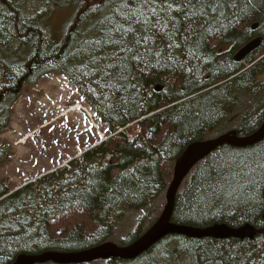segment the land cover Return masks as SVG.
Here are the masks:
<instances>
[{
    "label": "trees",
    "instance_id": "16d2710c",
    "mask_svg": "<svg viewBox=\"0 0 264 264\" xmlns=\"http://www.w3.org/2000/svg\"><path fill=\"white\" fill-rule=\"evenodd\" d=\"M68 11L55 33L52 19ZM255 38L259 47L237 62ZM263 71L264 0H0V133L23 88L59 74L111 134L77 167L70 162L74 172L58 169L11 194L0 182V264L106 243L112 220L146 209L189 147L209 140L245 100L233 130L255 134L264 123ZM9 151L0 146V166ZM171 222L264 230V139L224 144L198 164ZM141 235L138 228L121 245ZM103 264H264V235H171L133 261Z\"/></svg>",
    "mask_w": 264,
    "mask_h": 264
},
{
    "label": "rangeland",
    "instance_id": "374dc122",
    "mask_svg": "<svg viewBox=\"0 0 264 264\" xmlns=\"http://www.w3.org/2000/svg\"><path fill=\"white\" fill-rule=\"evenodd\" d=\"M69 16L70 11L52 19L55 33H59L58 29L61 30ZM258 80L264 82V71ZM250 105L251 102L245 100L231 119L214 131L210 139H216L238 127L241 116ZM76 106L80 108L75 109ZM110 135L93 108L86 104L64 76H44L36 86L23 88L13 108L10 126L0 133V146L8 144L11 147L8 159L0 166V182L6 185L11 194L57 169L74 172L76 168L72 169L70 164L77 167L76 161L84 152L99 145L102 138ZM189 179H184L179 195ZM168 185L169 182L166 189ZM165 192L146 209L126 212L121 220L113 219L112 236L108 242L123 246L121 242L130 238L138 228L143 234L149 223L157 220L162 213L166 203ZM103 263L95 261L90 264Z\"/></svg>",
    "mask_w": 264,
    "mask_h": 264
},
{
    "label": "water",
    "instance_id": "95a60500",
    "mask_svg": "<svg viewBox=\"0 0 264 264\" xmlns=\"http://www.w3.org/2000/svg\"><path fill=\"white\" fill-rule=\"evenodd\" d=\"M257 27L256 24L252 29ZM261 40L253 39L240 48L234 56L237 62H241L247 55L255 51ZM159 90V88L157 89ZM264 139V123L260 129L249 137H238L235 131H230L216 139L195 143L189 147L181 159L174 165L173 177L165 192V206L155 223L137 240L127 246H117L114 243L106 244L74 254L47 253L41 256H19L13 264H34L53 261L59 264H89L95 261H107L110 259H121L133 261L151 249L167 236L178 235L189 239H253L258 234H264V230H255L250 225L238 229H232L226 225H214L205 229L186 227L171 222L176 197L185 178L193 169L217 148L228 144L237 148H247Z\"/></svg>",
    "mask_w": 264,
    "mask_h": 264
},
{
    "label": "bare ground",
    "instance_id": "6f19581e",
    "mask_svg": "<svg viewBox=\"0 0 264 264\" xmlns=\"http://www.w3.org/2000/svg\"><path fill=\"white\" fill-rule=\"evenodd\" d=\"M158 88H159V90H160V87H156L155 90H156V91H159V90H157ZM79 108H80L79 106H76V107H75V109H79ZM129 128H132V126L129 127ZM119 130H120V132L122 131L121 129H119ZM261 235H264V234H261ZM106 243H107V242H106ZM106 243H104V244H106ZM104 244H102V245H104ZM102 245L96 246V247H94V248L100 247V246H102ZM94 248H91V249H94ZM91 249H88V250H91Z\"/></svg>",
    "mask_w": 264,
    "mask_h": 264
}]
</instances>
